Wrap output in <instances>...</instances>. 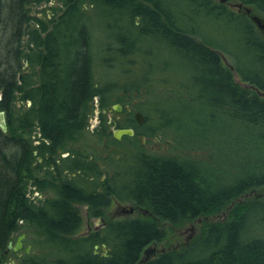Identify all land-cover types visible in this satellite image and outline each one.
Returning a JSON list of instances; mask_svg holds the SVG:
<instances>
[{
	"label": "trees",
	"instance_id": "16d2710c",
	"mask_svg": "<svg viewBox=\"0 0 264 264\" xmlns=\"http://www.w3.org/2000/svg\"><path fill=\"white\" fill-rule=\"evenodd\" d=\"M234 1L264 13V0ZM0 109V264H138L167 238L163 221L264 187V35L228 2L0 0ZM168 131L180 154L142 141ZM114 201L152 216L81 233L79 205L99 217ZM23 233L30 252L8 250ZM142 264H264V199Z\"/></svg>",
	"mask_w": 264,
	"mask_h": 264
},
{
	"label": "rangeland",
	"instance_id": "374dc122",
	"mask_svg": "<svg viewBox=\"0 0 264 264\" xmlns=\"http://www.w3.org/2000/svg\"><path fill=\"white\" fill-rule=\"evenodd\" d=\"M236 2L237 1L229 0L228 4L236 3ZM57 5L58 4L55 2L51 3V6H57ZM48 6L49 5L40 6L39 8H37L38 9L36 10L37 12L36 11L35 12L36 13L39 12V15L43 16L41 11L44 10L47 14H49L50 17H52V11L51 9L48 8ZM249 8H251V12L253 15H257L262 20H264L263 12H260L254 9L253 7H249ZM234 9L236 10V8ZM262 34L264 35L263 32ZM151 100H148L147 98L144 97V98H140V100L138 101L142 102L143 103L142 105L145 106L147 103L150 104ZM97 114L98 115L95 118L91 119L89 129H94L96 125L99 124V119H98L99 112H97ZM107 115L110 118L113 117L112 111L110 110L107 113ZM174 138H175L174 133L171 131H168L164 134H159L158 136H155V137H150V138L144 137L145 141L143 143L148 150H151L157 154L173 156L176 154H180L181 152L180 149L177 147ZM183 153H185V151H183ZM256 198L264 199V187L253 188L249 190L248 192H246L245 194L237 197L227 209H224L218 214L209 215L208 217H201V218L191 220V221H182L178 223L177 225H173V224H170L169 222L163 221L161 224L162 226L167 228L168 233H167L166 239H164L163 241L155 242L156 248H157V254L160 253L162 249H164L165 251H172V250H178L184 247L185 245L189 244L190 241H192L194 237H196L197 235L201 233L203 224L207 222L220 221L224 219L225 217H227L229 209L231 208V206H233L237 202L248 201V200H252ZM123 205L127 207L131 206L130 203H124ZM79 206H80L79 208H80L81 215L83 216V226L81 229V233H88V232L95 231V230H101L103 226L106 224L105 221L110 220V219L137 218V217L148 218L152 216L150 211L147 209H136V211L131 214H126L124 212L118 213V210L120 209V204H116L115 201L106 210V215L99 216V217L92 216V212L88 209L89 208L88 206L86 205H79ZM26 241L27 239L25 236L23 240V248L21 250H23L24 248L26 249L27 246H31L28 244V241L27 242ZM150 245H153V243H151ZM21 250H19L18 252H20ZM97 250H100V246L97 248ZM12 261L16 262V259L12 257L7 264H13Z\"/></svg>",
	"mask_w": 264,
	"mask_h": 264
},
{
	"label": "water",
	"instance_id": "95a60500",
	"mask_svg": "<svg viewBox=\"0 0 264 264\" xmlns=\"http://www.w3.org/2000/svg\"><path fill=\"white\" fill-rule=\"evenodd\" d=\"M227 1L228 0H220V2H227ZM237 6H238V8L244 7V9L247 13L251 12V8L244 6L242 3L237 2ZM251 18L258 25V27H260L262 29L264 28V22L262 21V19L259 16L251 15ZM226 63L228 64L227 60H226ZM231 68L233 69L232 66H231ZM113 109L116 112H120L122 110V106H121V104H114ZM135 118H136L138 124H140V125L143 124L146 120L145 116L140 111L135 112ZM0 129L4 134L8 133V123H7L6 111L3 109H0ZM113 134H114V137L116 139L120 140L123 136H133L135 134V130L133 128H115V127H113ZM144 141L145 140L143 139V142ZM120 208H121L120 212H124L126 214L133 213L134 209H135L133 205L127 207L123 204H120ZM25 236H26L25 233H23L17 237L15 242L10 241L8 244V250H13L15 252H18L19 250H21L23 248V240H24ZM96 248H98V245H96ZM25 250H26V252H30L31 246H27V248ZM105 251L107 252V249H105ZM106 252H105V254H106ZM161 252H165V250L162 249L160 251V253ZM143 253H144V255L142 256V258L138 264H142L146 261H149L157 255L156 244L153 243V245L148 246L144 250ZM12 262H13V264H16L15 261H12Z\"/></svg>",
	"mask_w": 264,
	"mask_h": 264
},
{
	"label": "flooded vegetation",
	"instance_id": "af4514ba",
	"mask_svg": "<svg viewBox=\"0 0 264 264\" xmlns=\"http://www.w3.org/2000/svg\"><path fill=\"white\" fill-rule=\"evenodd\" d=\"M228 3H229V1H227ZM232 8H236V10H238V11H241V12H245V13H247L246 11H245V9H244V7H241V8H238V6H237V2L236 3H230L229 4ZM248 15H249V17L251 18V15H253L252 14V12H250V13H247ZM252 19V18H251ZM263 22H264V20H262ZM257 25V24H256ZM257 27H258V25H257ZM259 28V30L260 31H262L263 33H264V28L262 29V28H260V27H258ZM129 110H130V108H128ZM122 112V110L119 112V113H121ZM112 114L114 115V112L112 111ZM117 117H119V115H117ZM112 118V117H111ZM123 138V137H122ZM121 138V139H122ZM143 139H144V137L142 138V141H143ZM90 158V157H89ZM88 158V159H89ZM40 161H42V158H40ZM100 165H101V167H104V165L100 162ZM72 174H74V173H72ZM105 176V174H103L102 175V178ZM115 203L116 204H122V202H118V201H115ZM124 204V203H123ZM88 208V207H87ZM89 209V208H88ZM138 209H141V208H138ZM120 210H121V208L118 210V213L120 212ZM136 211V209H134V212Z\"/></svg>",
	"mask_w": 264,
	"mask_h": 264
}]
</instances>
